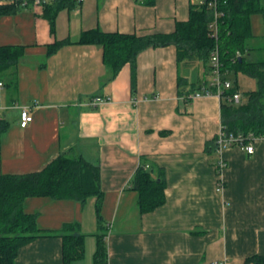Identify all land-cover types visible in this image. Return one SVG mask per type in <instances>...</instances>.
<instances>
[{"label":"crops","instance_id":"1","mask_svg":"<svg viewBox=\"0 0 264 264\" xmlns=\"http://www.w3.org/2000/svg\"><path fill=\"white\" fill-rule=\"evenodd\" d=\"M146 1L84 0L59 13L55 33L43 6L0 18V46L25 49L0 79V119L8 122L0 175L40 171L59 155L99 165L100 202L36 196L23 205L49 233L80 224L85 256L72 264H94L98 232H105L108 264H247L264 255V137L253 139V153L239 145L206 149L223 127L221 98L187 101L211 71L201 60L178 61L175 45L143 50L111 80L103 47L77 42L94 28L170 33L196 3ZM65 38L73 42L47 55L48 44ZM27 104L33 120L22 127ZM141 165L154 177L163 171L166 181L165 202L148 212L132 182ZM15 264H63V238L33 239Z\"/></svg>","mask_w":264,"mask_h":264},{"label":"trees","instance_id":"2","mask_svg":"<svg viewBox=\"0 0 264 264\" xmlns=\"http://www.w3.org/2000/svg\"><path fill=\"white\" fill-rule=\"evenodd\" d=\"M79 0H48L43 3V16L49 20L51 31L55 33L57 17L64 9L75 8ZM153 3L154 0H147ZM22 5L17 0H0V18L14 13ZM26 7V6H23ZM218 35L210 29L215 19V8L204 3H191L189 18L178 21L170 33L104 32L98 28L84 30L78 43L96 44L103 47L104 62L115 78L127 63H134L138 55L150 47L175 45L178 61L201 60L211 71L210 57L218 49L225 76L231 72H243L257 80L258 88L247 93L241 102L221 98V118L223 129L231 134L245 137H264V47H252L249 41L252 33L251 16L264 13V0H216ZM70 38L57 39L47 45V55L56 52ZM21 45L0 46L1 74L16 65L24 55ZM254 58L250 59V53ZM233 81V80H232ZM1 82V81H0ZM182 79H179V85ZM201 87V86H200ZM199 87V88H200ZM195 89L193 88L192 91ZM239 91L236 82L225 91L233 95ZM182 92V90H181ZM190 102V98H187ZM94 108V107H93ZM8 122L0 119V143ZM219 147L218 135L206 144L209 152ZM134 188L139 191V206L142 212L152 211L166 200V181L163 171L154 177L152 170L140 166L133 178ZM50 197L85 202L89 197L103 196L100 185V167L83 156L59 155L40 171L27 174L0 175V264H15L19 249L39 236L59 235L63 238V264L85 256L86 234L78 222L65 223L59 232L49 233L37 225L36 214L24 210V202L29 197ZM100 220V203L97 204ZM102 227V225H101ZM94 264H108L105 232H98ZM247 264H264V255L255 254L247 258Z\"/></svg>","mask_w":264,"mask_h":264},{"label":"built area","instance_id":"3","mask_svg":"<svg viewBox=\"0 0 264 264\" xmlns=\"http://www.w3.org/2000/svg\"><path fill=\"white\" fill-rule=\"evenodd\" d=\"M17 1V0H16ZM22 6H28L31 3L34 5L42 6L44 2L48 0H18ZM84 1V0H79ZM206 0H202L200 3H204ZM209 6L215 8V19L210 23V29L213 31L214 35H218V17L221 13L216 9V0H209ZM211 64V78L208 79L201 87L194 91L189 98L195 99L202 96H212L217 95L218 97H226L229 101H233L235 103L241 102L242 94L239 91L233 93V95L226 96L225 91L229 90L233 87V81L225 76V71H223V63L220 59V54L218 49H215L210 57ZM2 85V82H0ZM100 100V98H98ZM101 101V100H100ZM21 111V126L25 127L29 122L33 120V115L31 114V110L33 105L27 104L20 106ZM1 110V107H0ZM256 137L249 136L245 137L242 134L235 135L233 133H227L223 127H221L218 134V143L219 147L227 146V145H239L244 146L245 149L249 153H253L254 143L253 139ZM224 164H220L222 167ZM222 186H219L218 190H221ZM209 264H224L220 262H210Z\"/></svg>","mask_w":264,"mask_h":264},{"label":"rangeland","instance_id":"4","mask_svg":"<svg viewBox=\"0 0 264 264\" xmlns=\"http://www.w3.org/2000/svg\"><path fill=\"white\" fill-rule=\"evenodd\" d=\"M201 0H194V2L199 3ZM33 6V4H30ZM24 7L21 6L19 11H24ZM251 26L252 33L255 36L249 41L250 46L252 47H264V13H256L251 16ZM254 58V54L250 53V59ZM203 76V74H202ZM231 80L237 83L239 87V92L244 96V100L247 99V93L258 88L257 80L243 72H231L229 74ZM205 76L203 77V79ZM211 78V74L208 76Z\"/></svg>","mask_w":264,"mask_h":264}]
</instances>
